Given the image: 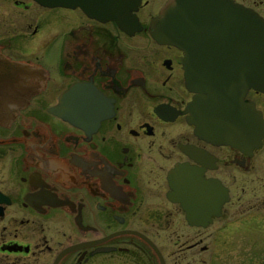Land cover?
I'll return each mask as SVG.
<instances>
[{"label": "flooded vegetation", "instance_id": "obj_1", "mask_svg": "<svg viewBox=\"0 0 264 264\" xmlns=\"http://www.w3.org/2000/svg\"><path fill=\"white\" fill-rule=\"evenodd\" d=\"M165 1L126 32L0 0V264H264V75L242 93L257 144L198 134L184 51L150 34ZM234 1L264 24V0Z\"/></svg>", "mask_w": 264, "mask_h": 264}, {"label": "water", "instance_id": "obj_2", "mask_svg": "<svg viewBox=\"0 0 264 264\" xmlns=\"http://www.w3.org/2000/svg\"><path fill=\"white\" fill-rule=\"evenodd\" d=\"M34 1L78 7L126 32L139 27L133 11L140 0ZM149 27L154 39L184 51V83L192 92L187 120L194 130L211 141L257 144L263 130L260 115L242 93L263 80L264 24L258 14L234 0H166ZM197 183L198 199L215 204L217 185L201 179Z\"/></svg>", "mask_w": 264, "mask_h": 264}]
</instances>
